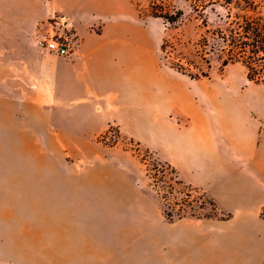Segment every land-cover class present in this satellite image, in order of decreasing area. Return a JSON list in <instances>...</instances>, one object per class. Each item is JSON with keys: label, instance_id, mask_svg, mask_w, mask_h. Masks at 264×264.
Instances as JSON below:
<instances>
[{"label": "crops", "instance_id": "crops-1", "mask_svg": "<svg viewBox=\"0 0 264 264\" xmlns=\"http://www.w3.org/2000/svg\"><path fill=\"white\" fill-rule=\"evenodd\" d=\"M49 3L0 0V191H14L22 130L52 145L45 157L72 161L20 168L17 174L37 176L22 183L70 205L126 208L117 226L104 218L99 229L81 217L65 228L81 264H264V98L249 102L254 89L231 90L238 101L224 108L221 93L207 103L201 79L187 76V86L175 89L168 77L186 75L171 66L147 76L140 33L109 37L102 20L81 30L65 16L77 35L72 54L41 51L35 36L58 14L45 9ZM112 124L148 143L224 217L165 221L141 176L112 178L105 164L116 162L110 154L117 147L98 140Z\"/></svg>", "mask_w": 264, "mask_h": 264}, {"label": "rangeland", "instance_id": "rangeland-1", "mask_svg": "<svg viewBox=\"0 0 264 264\" xmlns=\"http://www.w3.org/2000/svg\"><path fill=\"white\" fill-rule=\"evenodd\" d=\"M199 1L202 3L198 0H50L45 9L57 10L58 16H73L81 30L102 20L110 26L109 37H122L123 32L129 29L136 34L140 33L144 41L143 63L147 76L155 70L162 75L163 66H170V59L181 57L195 60L197 67L209 74L197 83V88L206 90L207 103H213L221 93L224 108H229L230 103L238 100L232 99L228 93L245 87L255 90L254 94L247 97L249 102L264 98V83L248 81L245 69L240 64H229L220 69L217 52H209L206 59L210 68L207 69L206 64L195 56L196 42L204 33L202 19H206L210 30L223 29L221 18L226 14V9L218 4L220 0H212L211 5L208 0ZM173 19L176 21H169ZM163 41L169 59H165L161 52ZM168 79L175 89L187 86V75L183 78L176 72ZM190 87L192 89L194 85ZM22 132L15 136L14 191H9L8 197L6 192L0 191V264H81L79 256L70 254L73 239L70 237L71 231L66 232L65 228H71L73 222L81 217L91 218L99 229L104 218H107L111 226H117L118 216L126 208L111 206L105 210L101 206L70 205L60 199H49L28 183H22L23 178L33 179L37 176L17 174L22 171L20 168L70 166L72 162L65 155L62 160L45 157L44 152L52 145L35 142L37 136L30 133L24 135ZM98 140L106 148L117 147L110 154L116 162L105 164L111 177L119 183H126L125 176H141L150 185L152 197L158 201L165 221L172 222L178 217H224L208 203L209 198L202 195L199 188L192 187L195 191L187 196L186 188L175 185V174L165 166L166 162L159 158L148 143L124 136L113 124ZM137 142L140 144L139 152H135ZM122 150L133 158L122 155ZM143 155L146 161L141 160ZM117 166L123 167L124 171L117 170ZM175 172L179 178L176 169ZM162 196L166 197V201ZM166 212L172 215V221L168 220Z\"/></svg>", "mask_w": 264, "mask_h": 264}, {"label": "trees", "instance_id": "trees-1", "mask_svg": "<svg viewBox=\"0 0 264 264\" xmlns=\"http://www.w3.org/2000/svg\"><path fill=\"white\" fill-rule=\"evenodd\" d=\"M211 1L208 0L209 5H211ZM198 2L202 3L199 0ZM218 4L226 9L224 18H221L224 28L210 30L207 28L206 19L203 18L204 33L196 42L195 56L203 61L206 68L209 69L210 64L206 59V55L209 52H217L220 59V69L229 64L238 63L245 69L248 81L257 84L264 83V0H220ZM194 8H197V6H194ZM169 21L175 22L176 20ZM165 48V41H163L161 52L165 59H169ZM168 61L172 68L191 79L198 80L209 76L208 71H202L197 67L195 60L176 57ZM136 145L135 152H139L138 147L140 144L137 142ZM146 154H148V151H146ZM141 160L146 161L144 155L141 156ZM165 166L175 174L174 184L186 188L188 191L186 195L190 196L191 192L195 190L178 179L175 170L169 164L165 163ZM162 198L166 201L165 196H162ZM207 201L214 209L216 208L212 200L207 199ZM166 216L168 220L172 221L170 213L166 212ZM261 216L264 218V208Z\"/></svg>", "mask_w": 264, "mask_h": 264}, {"label": "built area", "instance_id": "built-area-1", "mask_svg": "<svg viewBox=\"0 0 264 264\" xmlns=\"http://www.w3.org/2000/svg\"><path fill=\"white\" fill-rule=\"evenodd\" d=\"M77 42V35L65 16H54L49 30L35 36V44L41 50L56 57H68Z\"/></svg>", "mask_w": 264, "mask_h": 264}]
</instances>
